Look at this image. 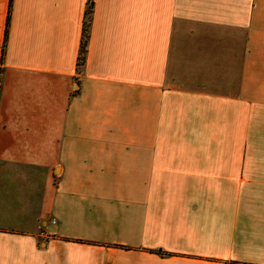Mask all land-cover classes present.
Listing matches in <instances>:
<instances>
[{"label": "crops", "instance_id": "1", "mask_svg": "<svg viewBox=\"0 0 264 264\" xmlns=\"http://www.w3.org/2000/svg\"><path fill=\"white\" fill-rule=\"evenodd\" d=\"M0 0V264H264V0ZM159 252L166 255H160Z\"/></svg>", "mask_w": 264, "mask_h": 264}, {"label": "trees", "instance_id": "2", "mask_svg": "<svg viewBox=\"0 0 264 264\" xmlns=\"http://www.w3.org/2000/svg\"><path fill=\"white\" fill-rule=\"evenodd\" d=\"M92 0H89L88 5H87V10L85 13V22L83 24V31H82V36H81V42H80V48H79V54L77 58V71L79 72L81 68L83 67L85 63V58H86V53H87V44L89 40V28H90V21H91V13H92ZM11 3L12 0H9V10H8V16L6 20V28H5V35H4V43L2 47V54H1V63L3 62V57H4V50H5V44L7 41V29L9 26V21H10V9H11ZM2 72V68H0V74ZM160 255H166L165 253L159 252Z\"/></svg>", "mask_w": 264, "mask_h": 264}]
</instances>
